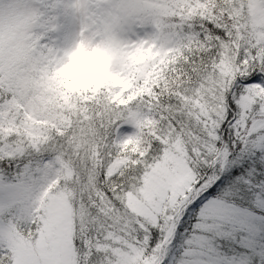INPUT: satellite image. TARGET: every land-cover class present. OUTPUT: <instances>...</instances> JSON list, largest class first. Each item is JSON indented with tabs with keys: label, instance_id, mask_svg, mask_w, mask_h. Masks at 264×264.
<instances>
[{
	"label": "snow or ice",
	"instance_id": "snow-or-ice-1",
	"mask_svg": "<svg viewBox=\"0 0 264 264\" xmlns=\"http://www.w3.org/2000/svg\"><path fill=\"white\" fill-rule=\"evenodd\" d=\"M69 6L0 0V264H264V0H88L72 45Z\"/></svg>",
	"mask_w": 264,
	"mask_h": 264
},
{
	"label": "rangeland",
	"instance_id": "rangeland-1",
	"mask_svg": "<svg viewBox=\"0 0 264 264\" xmlns=\"http://www.w3.org/2000/svg\"><path fill=\"white\" fill-rule=\"evenodd\" d=\"M69 5L78 3V7H71L67 9L68 13L75 17V21L71 25H66L68 30L67 45H72L75 42L83 39H92L89 33V25L91 23L90 14L88 11V0H67ZM61 23H65L63 20ZM66 45V46H67ZM81 58L76 61L74 71L77 73L78 79L91 77L93 71H97L103 61L108 57V53L99 51H80ZM61 70V69H60ZM52 81H66L61 75L60 71L53 77ZM179 255V253H178ZM177 255V256H178Z\"/></svg>",
	"mask_w": 264,
	"mask_h": 264
},
{
	"label": "trees",
	"instance_id": "trees-1",
	"mask_svg": "<svg viewBox=\"0 0 264 264\" xmlns=\"http://www.w3.org/2000/svg\"><path fill=\"white\" fill-rule=\"evenodd\" d=\"M109 59L110 55L103 61L97 71H93L91 77L83 79L76 77L75 82L51 81L49 88L54 93L50 101L52 105L61 108H74L78 101L90 99L93 94L105 87V73ZM130 86L121 84V92L126 91L127 87ZM129 98L131 99V97ZM174 244H178V242L174 241ZM178 253L177 251L176 255Z\"/></svg>",
	"mask_w": 264,
	"mask_h": 264
},
{
	"label": "clouds",
	"instance_id": "clouds-1",
	"mask_svg": "<svg viewBox=\"0 0 264 264\" xmlns=\"http://www.w3.org/2000/svg\"><path fill=\"white\" fill-rule=\"evenodd\" d=\"M81 52L77 51L72 58L70 59L69 63L66 64L61 70L60 75L68 82H75L77 73L74 71L76 67V61L81 58Z\"/></svg>",
	"mask_w": 264,
	"mask_h": 264
}]
</instances>
